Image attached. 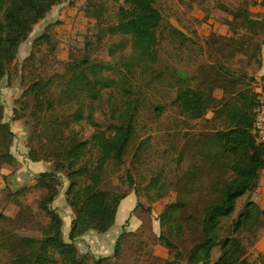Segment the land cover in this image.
<instances>
[{"label":"trees","instance_id":"trees-1","mask_svg":"<svg viewBox=\"0 0 264 264\" xmlns=\"http://www.w3.org/2000/svg\"><path fill=\"white\" fill-rule=\"evenodd\" d=\"M76 1L0 0V84L7 79L22 88L11 120L30 131L26 139L30 161L53 167L16 191L2 190L0 264H119L123 253L150 256L143 246L154 238L151 219L160 222L156 240L170 255V259L156 257L155 264H253L249 248L264 226V211L249 202L232 228L224 218L233 215L239 198L260 187L264 173V144L254 133V110L259 105L255 86L264 85V75H259L264 15L247 7L264 9V0L234 4L217 0L214 6L229 16V35H211L206 46L196 45L167 21L159 0H86L82 9L93 25L83 47L71 46L66 60L52 56L54 28L63 23L58 19L35 38L33 52L19 63L20 47L34 28L64 4L76 7ZM164 41L175 44L180 57L175 63L173 56L161 55ZM206 55L208 63L200 60ZM192 57L198 68L192 77L184 78L178 71L181 60ZM134 81L143 82L140 92L133 89ZM161 82L171 90L168 106L178 115L172 130L198 120L210 121L212 128L169 133L173 151L163 154L171 165L149 179L143 166L150 144L140 142L133 165L127 151L137 137L142 94ZM108 94L115 108L99 120L97 114H103ZM165 107L156 105L157 116L163 115ZM14 133L0 114V177L4 166L19 165L12 153ZM175 166L174 178L185 184L174 201L166 202L174 179L167 180L164 174ZM60 175L68 181L65 196L73 213L68 240L64 220L53 207L64 185ZM110 179L113 185H108ZM31 193L36 221L27 224L8 218L9 199H27ZM132 194L137 199L134 213H143L142 220L137 215L141 226L136 231L124 229L113 257L82 253L83 236L90 231L107 233L122 202ZM233 233L248 238V245L242 238H233ZM124 246H128L125 251ZM216 247L221 255L213 261Z\"/></svg>","mask_w":264,"mask_h":264},{"label":"rangeland","instance_id":"rangeland-1","mask_svg":"<svg viewBox=\"0 0 264 264\" xmlns=\"http://www.w3.org/2000/svg\"><path fill=\"white\" fill-rule=\"evenodd\" d=\"M86 0H77L76 7L71 6L69 3L52 11L48 19L41 24H38L30 36L29 40L26 41L20 47L18 61L23 63L24 60L33 52V44L35 38L40 36L45 28L61 19L63 23L58 27L54 28V33L56 34L53 48L51 50L52 56L58 60H66L68 57V50L71 46L83 47L85 36L88 28L93 25V20L87 15V13L82 9ZM217 0H159L160 7L163 8V13L167 21H169L173 26L180 28L185 31L188 38L193 40L198 46H206L205 40L211 35H229V29L226 21L229 19L227 13L219 10L218 7L214 6ZM225 4H234L236 0H223ZM261 2V0H259ZM247 7L252 9L256 14L264 15V9L260 6L254 7L248 4ZM206 9L210 10V14L207 15ZM49 15V14H48ZM208 16V22L204 20ZM174 43H167L164 41L161 45V55L168 58L170 55L173 56V62L175 63L180 59L177 57V53L174 50ZM198 52V50H196ZM170 53V54H168ZM201 61L206 63L209 62L208 55L200 58ZM182 66L179 68V74L182 77H192L198 68L196 64V59L194 57L186 60H181ZM162 65L161 71L167 74V70L164 65ZM173 66H176L173 64ZM264 70V68H262ZM262 69L259 73H261ZM143 82L134 81L133 89L141 90V85ZM260 86L256 85L255 91ZM171 91L164 82L157 83L154 88L149 90L147 93L142 94V103L144 104V109L141 112L140 124L138 125V132L136 139H133L129 145L127 156L132 163V157L135 153L136 147L140 142L145 141L148 148V158L144 164V169L149 176V179L153 178L154 172H159L161 170H168L171 165V160L164 157L163 152L173 151L170 146V138L173 140V135L181 130L182 132L192 129L193 131H209L212 128V123L207 120L193 121L189 126H184L182 129H174L177 124L178 115L171 110L168 106L171 99ZM22 94V88L20 83L12 86L7 79L3 80L0 84V114H3L4 121L8 122L12 126V131L15 133V142L12 148V153L16 156L18 160V167L12 168L9 166H4L2 168L3 176L0 177V202L4 194L2 190L5 188L11 191H16L21 187L29 184L35 177H37L42 172H51L53 167L48 163H33L30 161L28 156V149L26 147V139L30 136V131L26 125L23 123L12 121V109L14 107L15 100ZM121 101H125L124 96L121 95ZM121 103V102H120ZM167 103V104H166ZM156 105L166 106V110L161 116H157L155 113ZM103 114H97V118L101 120L104 114H111L115 108V103L110 94L106 96V101L103 104ZM158 112V111H156ZM211 116V113H209ZM169 133H173L172 136H168ZM147 149V148H146ZM146 156V152H145ZM35 164V165H34ZM38 164V165H37ZM44 164V169L42 166ZM177 167L172 171H168L164 174L165 179H174V186L170 195L165 199L166 202H172L176 199L177 192L181 190L185 182L181 179L174 178L175 171ZM64 181V185L59 189V194L57 200L55 201L53 207L58 210L59 214L64 220L63 233L64 237L68 240V232L73 219V213L71 208L68 206L66 201L65 192L68 187V181L66 178L59 176ZM108 181V185L113 181ZM260 186L264 187V177L260 181ZM259 189V188H258ZM257 189V190H258ZM256 190V191H257ZM254 191L255 193H257ZM254 192L247 193L237 200L236 210L233 215L229 218H224V222L227 225L232 224L240 219L243 212L246 210V206L249 202L255 203ZM31 196L27 199L18 200L15 198L9 199V204L7 206V211H9L8 218L19 219L25 223H33L36 221V204L35 200ZM253 196V198H252ZM252 198V199H251ZM125 201V202H124ZM120 206L121 211L118 212L117 218L114 226L105 234H99L95 231H91L90 235H87L85 243H79L80 250L82 253L90 252L96 258L100 257H113L116 250V242L118 237L122 235L128 229L129 231H136L139 226H141L143 219V213H134L135 207L137 205V199L135 194L130 195L124 200ZM148 205L147 202H145ZM257 204V203H255ZM3 202L0 203V208ZM119 209V210H120ZM161 209V204L157 205V212ZM139 215V217L137 216ZM138 220V224L132 227V223ZM140 220V222H139ZM264 222V217L261 218ZM152 222V232L151 235L154 237L147 241L143 246L144 252H148L150 256H146L145 253L138 254L136 252H127L122 254V258L119 264H155V259L158 256L170 259L169 249L159 243L156 238L160 234V222L151 219ZM4 224L0 220V228ZM264 228V227H263ZM262 228V229H263ZM225 232V231H224ZM233 238H242L244 236L234 234ZM225 233L222 239H226ZM245 238V244L248 245V238ZM100 241H99V240ZM260 238L255 242L257 243ZM128 246H124V250H127ZM260 255L264 256V248H260ZM221 255L220 247H216L213 251V261H216ZM253 256V257H252ZM250 256L249 261L254 262L256 260L255 254ZM252 257V258H251Z\"/></svg>","mask_w":264,"mask_h":264},{"label":"crops","instance_id":"crops-1","mask_svg":"<svg viewBox=\"0 0 264 264\" xmlns=\"http://www.w3.org/2000/svg\"><path fill=\"white\" fill-rule=\"evenodd\" d=\"M263 68H264V48H263ZM259 75H264V70L263 69H262L261 73H259ZM42 165H43L42 167L44 169H46L45 166H44V164H42ZM263 177H264V173H263ZM256 192L257 193L254 192L255 193L254 194V198L252 196V198L254 199L253 202L257 203L259 205L260 209L262 211H264V187L260 186L259 189ZM120 211H121V209L119 210V212ZM139 222H140V220H139ZM134 224L137 225L138 224V220L132 223V227L134 226ZM90 232H88L85 236H83V238L80 240L81 241L80 243H85L86 242V237H87V235H90ZM258 238H260L259 241L257 243H254V245L249 248L248 258L250 259V256H252V255L255 254L256 260L254 262H252V260H251V262L253 264H264V256L263 255H260V251H261L260 248H264V228L260 230L259 235H258ZM242 240H243V242L246 241L244 237H243ZM78 242L79 241H77V244H78Z\"/></svg>","mask_w":264,"mask_h":264},{"label":"built area","instance_id":"built-area-1","mask_svg":"<svg viewBox=\"0 0 264 264\" xmlns=\"http://www.w3.org/2000/svg\"><path fill=\"white\" fill-rule=\"evenodd\" d=\"M257 93L259 94V105L254 110L256 115L254 133L256 134L258 141L264 144V86H260L257 89Z\"/></svg>","mask_w":264,"mask_h":264}]
</instances>
